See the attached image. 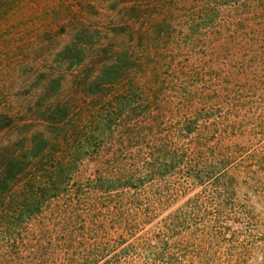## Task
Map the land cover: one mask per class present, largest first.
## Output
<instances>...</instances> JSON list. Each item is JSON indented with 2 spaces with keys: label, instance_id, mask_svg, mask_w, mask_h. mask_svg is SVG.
Listing matches in <instances>:
<instances>
[{
  "label": "trees",
  "instance_id": "trees-1",
  "mask_svg": "<svg viewBox=\"0 0 264 264\" xmlns=\"http://www.w3.org/2000/svg\"><path fill=\"white\" fill-rule=\"evenodd\" d=\"M263 106L264 0H0V264H231Z\"/></svg>",
  "mask_w": 264,
  "mask_h": 264
},
{
  "label": "rangeland",
  "instance_id": "rangeland-1",
  "mask_svg": "<svg viewBox=\"0 0 264 264\" xmlns=\"http://www.w3.org/2000/svg\"><path fill=\"white\" fill-rule=\"evenodd\" d=\"M259 111L257 117L251 116L241 123L247 130L239 139L248 140L247 147L231 167L238 181L233 196L237 216L228 221V242L222 248L213 249L210 259L220 254L231 264H264V106ZM92 172L93 165L86 164L80 176H89ZM198 190L195 188L179 197L172 207Z\"/></svg>",
  "mask_w": 264,
  "mask_h": 264
}]
</instances>
